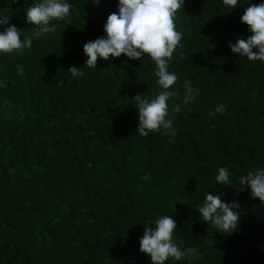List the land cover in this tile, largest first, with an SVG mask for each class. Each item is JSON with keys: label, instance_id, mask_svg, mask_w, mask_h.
<instances>
[{"label": "trees", "instance_id": "1", "mask_svg": "<svg viewBox=\"0 0 264 264\" xmlns=\"http://www.w3.org/2000/svg\"><path fill=\"white\" fill-rule=\"evenodd\" d=\"M38 2L0 0V16L11 17L0 31L15 25L21 39L31 36L26 9ZM67 2L70 15L50 21L54 33L22 54L0 53V264H152L140 239L165 215L186 253L165 264H264V203L247 186L237 190L240 177L264 169V61L229 46L252 34L241 16L264 0L234 9L184 0L168 69L178 76L167 102L174 138L138 133L133 97L163 91L148 55L85 67L83 45L106 36L119 0ZM72 66L84 75L73 77ZM185 80L197 90L190 103ZM220 104L225 114L211 115ZM221 167L232 185L216 183ZM209 192L239 203L233 233L202 220Z\"/></svg>", "mask_w": 264, "mask_h": 264}, {"label": "clouds", "instance_id": "2", "mask_svg": "<svg viewBox=\"0 0 264 264\" xmlns=\"http://www.w3.org/2000/svg\"><path fill=\"white\" fill-rule=\"evenodd\" d=\"M100 0H92L93 4H99ZM223 4L230 9L238 6V0H223ZM184 5V0H119L118 13L108 15L104 24L106 36H101L94 41L83 45V51L88 57L85 67L96 68L98 58L105 60L109 57L118 58L121 54L129 59H141L145 54L154 62L157 84L163 89L155 98L149 99L137 94L133 97L138 108L139 124L138 133L148 136L150 132L164 130L165 135L174 138L177 129L172 127L173 121L168 119V100L174 93L169 89L177 82L178 76L170 72L169 62L175 50L180 46L183 34L177 30L175 19L178 10ZM72 4L67 0H41L32 3L26 9V21L34 26L31 36L21 39V29L10 25L0 31V53L22 54L30 49L33 39H39L49 33H54L56 25L50 26V21L64 20L70 15ZM11 17L0 16V25L9 24ZM241 21L248 26L252 33L247 38H238L234 44L230 43L233 53H238L249 60L264 61V3L248 6ZM255 50V51H254ZM73 77L83 76L81 68L72 66L68 69ZM22 75V70H18ZM184 102H193L197 90L191 86V82H184ZM178 95V93H176ZM226 106L220 104L216 107V113L225 114ZM216 183L232 185L228 169L221 167L215 177ZM241 186L251 189L252 196L259 198L264 203V169L249 171L246 176L238 179ZM237 201L225 202L219 195L209 192L198 212L202 220L211 223L221 234L233 233L239 224ZM176 221L165 215L155 221V227H145L144 235L140 239V251L147 254L152 264H165L169 258L182 261L186 253L173 240Z\"/></svg>", "mask_w": 264, "mask_h": 264}]
</instances>
